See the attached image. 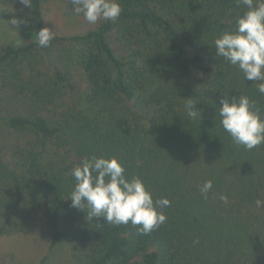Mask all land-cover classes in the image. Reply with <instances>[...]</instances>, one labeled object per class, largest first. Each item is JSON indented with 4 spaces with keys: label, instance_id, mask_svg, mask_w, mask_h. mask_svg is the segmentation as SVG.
<instances>
[{
    "label": "trees",
    "instance_id": "obj_1",
    "mask_svg": "<svg viewBox=\"0 0 264 264\" xmlns=\"http://www.w3.org/2000/svg\"><path fill=\"white\" fill-rule=\"evenodd\" d=\"M46 0L27 7L35 34L0 45V236L48 239L36 264H264V144L248 150L220 124V100L247 95L264 118L262 81L216 57L214 40L247 11L237 0H119L116 21L56 35ZM66 16L71 0H54ZM192 103L195 116L185 108ZM118 157L166 222L139 226L73 207L72 169L85 156ZM213 188L205 199L200 188ZM226 196L227 203L220 199ZM0 264H13L0 258Z\"/></svg>",
    "mask_w": 264,
    "mask_h": 264
},
{
    "label": "clouds",
    "instance_id": "obj_2",
    "mask_svg": "<svg viewBox=\"0 0 264 264\" xmlns=\"http://www.w3.org/2000/svg\"><path fill=\"white\" fill-rule=\"evenodd\" d=\"M28 6L30 0H21ZM247 11L238 16L234 31H225L214 40L215 55L238 67L247 81H262L258 92L264 95V0H237ZM73 12L82 14L89 24L116 21L122 8L119 0H71ZM39 46L48 47L54 32L48 27L36 33ZM220 124L234 143L248 150L264 144V118L255 102L247 95L220 100ZM192 103L186 104L188 115L195 116ZM118 157L85 156L71 174L76 183L70 195L72 206L81 210L86 203L91 217H103L107 223L139 226L137 231L146 235L166 222L164 208L171 205L167 198L153 200L152 193L138 176L128 178ZM213 188L206 180L200 188L205 199ZM227 203V197L221 196ZM256 206L264 201L256 200Z\"/></svg>",
    "mask_w": 264,
    "mask_h": 264
},
{
    "label": "rangeland",
    "instance_id": "obj_3",
    "mask_svg": "<svg viewBox=\"0 0 264 264\" xmlns=\"http://www.w3.org/2000/svg\"><path fill=\"white\" fill-rule=\"evenodd\" d=\"M42 15L44 27L53 30L56 35L82 33L94 27L83 16H66L54 0L43 2ZM36 30L32 14L27 7L6 8L0 4V45L17 44L34 36ZM48 239L33 234L0 236V258H11L13 264H36L46 252ZM66 264V255H60Z\"/></svg>",
    "mask_w": 264,
    "mask_h": 264
}]
</instances>
